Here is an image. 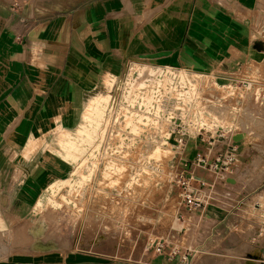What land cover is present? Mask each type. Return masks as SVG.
Segmentation results:
<instances>
[{"label":"crops","instance_id":"obj_1","mask_svg":"<svg viewBox=\"0 0 264 264\" xmlns=\"http://www.w3.org/2000/svg\"><path fill=\"white\" fill-rule=\"evenodd\" d=\"M138 63L262 90L264 0H0V264H179L165 255L149 262L147 252L135 260L107 254L108 242L63 249L64 240L43 236L47 226L38 224L36 237L27 234L46 215L35 206L47 184L72 169L61 138ZM237 134L244 142L234 173L208 178L212 208L189 214L196 225L180 246L196 251L189 264H264V239L253 238L254 191L235 192L242 181H264V162L242 173L249 153H264L263 143L248 142L262 134Z\"/></svg>","mask_w":264,"mask_h":264},{"label":"rangeland","instance_id":"obj_2","mask_svg":"<svg viewBox=\"0 0 264 264\" xmlns=\"http://www.w3.org/2000/svg\"><path fill=\"white\" fill-rule=\"evenodd\" d=\"M110 97L92 100L85 108L78 130L61 138L63 153L60 156L72 169L67 177L47 184L35 206L38 213L46 215L34 218L36 222L27 234L36 237L33 227L38 224L45 230L47 226V234L42 235L55 241L64 240L63 249L86 247L94 251L108 242L110 246L103 247L107 254L116 253L122 258L135 260L143 252L149 254V262H152L157 256H163L155 251L158 242L179 246L190 244L196 220L193 223L189 214L204 212L213 206L210 199L216 194L208 188L201 193L203 205L188 211L180 197L181 187L177 182L180 173L187 178L194 177L206 186L209 185L208 178L221 180L231 173L192 166L198 153L174 152L169 145L167 124L163 122L156 125L157 122L149 121L143 135L127 140L138 149H117L119 142L110 135L111 124L107 115ZM244 98L243 113L222 110L220 123L229 131L262 134L261 138L252 135L253 139L248 142L256 140L255 144L264 145V89L251 88L244 93ZM248 155V160L253 161L242 170L246 176L264 162V153ZM184 160L188 161V167L178 168L177 165ZM261 183L242 181L235 192L254 191V202L264 206V193L261 194L264 186L261 187ZM192 185L199 186V183ZM2 241L0 236V244ZM116 244L118 249L115 251L112 247ZM252 263L263 264L253 260L248 262Z\"/></svg>","mask_w":264,"mask_h":264},{"label":"built area","instance_id":"obj_3","mask_svg":"<svg viewBox=\"0 0 264 264\" xmlns=\"http://www.w3.org/2000/svg\"><path fill=\"white\" fill-rule=\"evenodd\" d=\"M251 88L256 90L250 81L221 83L212 74L130 64L116 93L110 97L107 110L110 135L119 142L117 149L135 150L138 148L127 140L143 135L149 121L157 122L156 125L163 122L167 124L169 145L174 152L198 153L192 166L230 174L239 162L238 142L233 140L237 131L226 130L220 123L219 114L222 110L242 113L246 105L244 93ZM188 165L184 160L177 167L187 168ZM177 182L186 209L200 208L203 205L201 193L210 187L194 177H185L183 173ZM194 183L199 186H193ZM254 207L258 211L259 228L253 238L264 239V206L256 202ZM162 242L155 244V251L167 258H176L179 264H186L196 255V251L189 247L182 249L179 245Z\"/></svg>","mask_w":264,"mask_h":264},{"label":"water","instance_id":"obj_4","mask_svg":"<svg viewBox=\"0 0 264 264\" xmlns=\"http://www.w3.org/2000/svg\"><path fill=\"white\" fill-rule=\"evenodd\" d=\"M244 138V135L243 134H237L233 137V140L235 142H239L240 140H242ZM229 182H233L232 180H229Z\"/></svg>","mask_w":264,"mask_h":264}]
</instances>
